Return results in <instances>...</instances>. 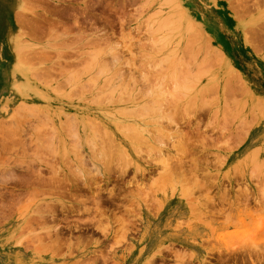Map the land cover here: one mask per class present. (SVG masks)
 <instances>
[{
  "label": "rangeland",
  "instance_id": "1",
  "mask_svg": "<svg viewBox=\"0 0 264 264\" xmlns=\"http://www.w3.org/2000/svg\"><path fill=\"white\" fill-rule=\"evenodd\" d=\"M89 1L0 0V264H264V0Z\"/></svg>",
  "mask_w": 264,
  "mask_h": 264
},
{
  "label": "flooded vegetation",
  "instance_id": "2",
  "mask_svg": "<svg viewBox=\"0 0 264 264\" xmlns=\"http://www.w3.org/2000/svg\"><path fill=\"white\" fill-rule=\"evenodd\" d=\"M88 1V0H85ZM79 5L77 2H71L70 5L65 8L67 9L66 11H68V13H75L73 10L75 6ZM88 8H87V12L86 15H83V17H91V16H95V18H101L103 15L102 10H98L95 8H100L103 6V0H92L88 2ZM70 10V11H69ZM72 10V11H71ZM86 185V186H85ZM105 189L99 188V186L96 185H87V183L84 185H80V187L77 188V191H79V193L75 192V191H69L70 193L75 194H80V195H84L86 197H88L87 199L89 200H95L96 203L101 201V198L99 197L101 195V193H103L102 191ZM91 192V195L88 192ZM94 197V198H93ZM96 197V198H95ZM81 199L84 198H78V200L80 201ZM86 200V198H85ZM79 201H75L74 204L80 206V207H76V206H71L72 208H59L58 211H56V213H54L55 218L58 220L63 221V223H61V226L64 228H69L72 225H75L74 223H68L69 221L72 222V220L76 219V215L80 214L81 209L84 208V206L82 207V203H80ZM116 203V201H114ZM117 204V203H116ZM79 211V212H78ZM86 228V227H84Z\"/></svg>",
  "mask_w": 264,
  "mask_h": 264
},
{
  "label": "bare ground",
  "instance_id": "3",
  "mask_svg": "<svg viewBox=\"0 0 264 264\" xmlns=\"http://www.w3.org/2000/svg\"><path fill=\"white\" fill-rule=\"evenodd\" d=\"M170 1H171V0H170ZM167 2H169V1H167ZM176 5H177V4H176ZM173 6H174V5H173ZM179 7H180V6H179ZM180 9H181V7H180ZM175 11H176V10H175ZM178 11H179V10H178ZM183 11H184V10H183ZM175 13H176V12H175ZM181 15H182V14H181ZM181 15L178 14V16H181ZM18 17H19V16H18ZM21 17H22V16H21ZM180 18H181V17H180ZM55 22H56V21H55ZM188 22H189V21H188ZM52 23H54V22H52ZM58 24H59V22H58ZM160 24H161V23H160ZM32 25H33V24H32ZM51 25H52V24H51ZM53 25H54V24H53ZM193 25H194V24H193ZM55 26H56V24H55ZM60 26H61V24H60ZM189 28H190V27H189ZM54 29H55V27H54ZM54 29L52 28V31H51V30H50V31L53 32ZM56 29H57V28H56ZM54 31H55V30H54ZM196 31H197V30H196ZM51 34H52V33H51ZM52 35H53V34H52ZM208 48L210 49V47H208ZM216 50H217V49H216ZM208 52H209V51H208ZM211 53H212V55H213V53H216V52L213 51V52H211ZM211 53H210V54H211ZM220 53H221V52H220ZM218 54H219V53H218ZM218 54H217V56H218ZM221 54H222V53H221ZM47 55H48V54H47ZM59 55H60V54H59ZM214 55H215V54H214ZM215 57H216V55H215ZM26 58H27V57H26ZM208 58H209V57H208ZM210 58H211V57H210ZM211 59H212V58H211ZM216 59H217V58H216ZM222 59H223V58H222ZM220 60H221V59H220ZM41 61H42V60H41ZM50 69H51V68H50ZM229 70H230V69H229ZM74 74H75V73H74ZM235 75H236V74H235ZM78 76H79V75H78ZM237 76H238V75H237ZM71 77H72V76H71ZM227 77H229V76H227ZM227 77H226V78H227ZM232 77H233V76H232ZM232 77H230V79H231ZM235 78H236V77H235ZM238 78H239V76L236 78L237 81L241 79V78H239V79H238ZM50 79H51V78H50ZM227 79H228V78H227ZM69 80H70V78H69ZM225 80H226V79H225ZM227 82H228V81H227ZM240 82H241V81H240ZM230 83H231V82H230ZM232 83H233V82H232ZM228 84H229V82H228ZM239 84H240V83H239ZM241 85H242V84H241ZM242 86H243V85H242ZM225 87H226V86H225ZM238 88H240V87H238ZM112 89H113V88H112ZM227 89H228V88H227ZM227 89H226V90H227ZM243 89H244V88H243ZM243 89H242V90H243ZM245 89H246V88H245ZM111 91H112V90H111ZM111 91H110V92H111ZM228 91H230V90L228 89ZM232 91H233V90H232ZM112 92H114V91H112ZM112 92H111V93H112ZM229 93H231V91H230ZM233 93H234V92H233ZM113 94H114V93H113ZM259 102H260V101H259ZM23 104H24V103H23ZM25 105H26V104H24V106H25ZM22 106H23V105H22ZM27 106H28V105H27ZM138 106H139V105H138ZM25 107H26V106H25ZM138 108H139V107H138ZM251 108H252V107H251ZM21 109H22V107H21V108H18L17 110L20 112ZM130 111H131V110H130ZM127 112H128V110H127ZM21 113H24V112L22 111ZM21 113H20V115H21ZM130 113H131V112H130ZM130 113H129V114H130ZM132 113H133V112H132ZM134 114H135V113H134ZM127 115H128V114H127ZM72 116H73V115H72ZM129 116H130V115H129ZM132 116H133V115H132ZM72 118H73V117H72ZM88 118H89V117H88ZM65 119H66V118H65ZM67 120H68V119H67ZM94 121H95V120H94ZM63 122H64V121H63ZM34 123H35V122H34ZM45 123H47V122H45ZM69 123H71V122L69 121ZM74 123H76V122H74ZM92 123H93V122H92ZM66 124H68V121H67ZM87 124H88V123H87ZM45 125H46V124H45ZM47 125H48V124H47ZM47 125H46V126H47ZM93 125H94V124H93ZM127 125H128V124H127ZM73 126H74V125H73ZM94 126H95V125H94ZM99 126H101V125H99ZM15 127H17V126H15ZM69 127H71V126H69ZM97 127H98V123H97ZM97 127H96V129H97ZM129 127L131 128V126H129ZM51 128H52V126H51ZM71 128H73V127H71ZM90 128H91V124H90ZM132 128H134V127L132 126ZM84 129H85V128H84ZM91 129H92V128H91ZM94 129H95V128H94ZM98 129H99V128H98ZM160 129H161V128H160ZM133 130H134V129H133ZM135 130H136V129H135ZM147 130H148V129H147ZM71 131H73V130H71ZM91 131H93V130H91ZM94 131H95V130H94ZM98 131H99V130H98ZM122 131H123V130H122ZM148 131H149V130H148ZM95 132H96V131H95ZM103 132H104V131H103ZM125 132H126V131H125ZM128 132H129V131H128ZM130 132H131V131H130ZM135 132H136V131H135ZM138 132H139V131H138ZM159 132H161V131L159 130ZM99 133H100V131H99ZM99 133H98V134H99ZM108 133H110V132H108ZM126 133H127V132H126ZM69 134H70V133H69ZM134 134H135V133H134ZM137 134H138V133H137ZM162 134H163V133H162ZM49 135H50V134H48V136H49ZM95 135H96V134H95ZM122 135H123V134H122ZM100 136H101V135H100ZM100 136H99V137H100ZM103 136H104V135H103ZM125 136H126V135H125ZM129 136H131V135H129ZM129 136H128V137H129ZM160 136H163V135H160ZM160 136H159V137H160ZM49 137H50V136H49ZM73 137H74V136H73ZM96 137H97V136H96ZM107 137H108V136H107ZM126 137H127V136H126ZM139 137H140V136H139ZM159 137H158V138H159ZM187 137H188V136H187ZM12 138H13V137H12ZM108 138H109V137H108ZM131 138H133V137H131ZM95 139H96V138H95ZM99 139H100V138H99ZM101 139H102V138H101ZM110 139H111V138H110ZM138 139H139V138H138ZM154 139H155V138H154ZM154 139H153V140H154ZM159 139H160V138H159ZM107 140H108V139H107ZM146 140H147V139H146ZM8 141H9V140H8ZM17 141H18V140H17ZM49 141H50V140H49ZM85 141H86V140H85ZM102 141H103V140H102ZM130 141H131V140H130ZM133 141H134V140H133ZM90 142H91V140H90ZM141 142H142V141H141ZM40 143H41V142H40ZM52 143H53V142H52ZM103 143H104V142H103ZM105 143H106V142H105ZM160 143H161V142H160ZM162 143H163V142H162ZM41 144H42V143H41ZM145 144H146V143H145ZM9 145H10V144H9ZM23 145H24V144H23ZM42 145H43V144H42ZM52 145H53V144H52ZM73 145H74V144H73ZM88 145H91V144L89 143ZM92 145H93V144H92ZM92 145H91V146H92ZM94 145H95V143H94ZM152 145H153V144H152ZM79 146H80V145H79ZM79 146H78V147H79ZM46 147H47V146H46ZM52 147H53V146H52ZM76 147H77V146H76ZM106 147H107V146H106ZM133 147H134V146H133ZM139 147H140V145H139ZM149 147H150V146H149ZM42 148H43V146H42ZM80 148H81V147H80ZM88 148H89V147H88ZM95 148H96V147H95ZM108 148H109V147H108ZM110 148H111V147H110ZM70 149H71V147H70ZM89 149H90V148H89ZM157 149H158V147H157ZM37 150H38V149H37ZM48 150H49V149H48ZM91 150H92V149H91ZM98 150H99V149H98ZM134 150H135V149H134ZM71 151H72V150H71ZM101 151H102V150H101ZM107 151H108V150L105 151V149H104V151H102V154L98 152L99 155H100L98 158H100L101 156L103 157V155H105V154H104L105 152H106V155L109 154V155L111 156V154H110V151H111V150L108 151L109 153H108ZM35 152H36V151H35ZM75 152H76V151H75ZM49 153H50V152H49ZM51 153H52V152H51ZM80 153H81V152H80ZM139 153H140V152H139ZM75 154H76V153H75ZM75 154H74V155H75ZM92 154H93V152H92ZM94 154H95V152H94ZM96 154H97V153H96ZM37 155H39V153H38ZM79 155H80V154H79ZM106 155H105V157H106ZM162 155H163V154H162ZM54 156H55V155H54ZM158 156H159V155H158ZM34 157H35V156H34ZM93 157L96 158L95 155H94ZM38 158H39V157H38ZM98 158H97V159H98ZM110 158H111V157H110ZM112 158H113V157H112ZM157 158H158V157H157ZM82 160H83V159H82ZM93 160H94V159H93ZM96 161H97V160H96ZM100 161H101V160H100ZM106 161H107V160H106ZM161 161H163V157H162V160H161ZM167 161H168V160H167ZM20 162H21V161H20ZM79 162H80V161H79ZM164 162H165V161H164ZM168 162H169V161H168ZM96 163H97V162H96ZM99 163H100V162H99ZM106 163H108V162H106ZM181 163H182V162H181ZM181 163H180V164H181ZM102 164H103V163H102ZM104 164H105V161H104ZM108 164H109V163H108ZM108 164H107V166H108ZM79 165H80V164H79ZM168 165H169V164H168ZM175 165H176V163H175ZM66 166H67V165H66ZM109 166H110V165H109ZM163 166H164V165H163ZM170 166H171V164H170ZM170 166H169V168H170ZM176 166H178V165H176ZM182 166H183V165H182ZM82 167H83V166H82ZM171 167H172V166H171ZM183 167H184V166H183ZM53 168H54V167H53ZM73 168H74V167H73ZM75 168H76V167H75ZM162 168H163V167H162ZM174 168H175V167H174ZM181 168H182V167H181ZM181 168H180V169H181ZM51 169H52V167H51ZM57 169H58V168H57ZM57 169H56V173H57ZM76 169H77V168H76ZM82 169H83V168H82ZM164 169H165V168H164ZM175 169H176V170L173 172V175H175L174 177H177L176 174L178 175V173H175V172L178 171V170H177L178 168H175ZM182 169H183V168H182ZM70 170H72V169H70ZM70 170H69V171H70ZM162 170H163V169H162ZM165 170L167 171V169H165ZM170 170H171V169H170ZM170 170H169V171H170ZM173 170H174V169L172 168V171H173ZM122 171H123V170H122ZM78 172H79V170H78ZM125 172H126V171H125ZM125 172L123 171V173H125ZM170 172H171V171H170ZM56 173H55V175H56ZM69 173H70V172H69ZM84 173H85V172H84ZM92 173H93V172H92ZM168 173H169V172L167 171V174H168ZM171 173H172V172H171ZM174 173H175V174H174ZM181 173H182V172H181ZM38 174H39V173H38ZM78 174H79V173H78ZM80 174H81V173H80ZM163 174H164V173H163ZM179 174H180V173H179ZM39 175H40V174H39ZM168 175H169V174H168ZM173 175L171 174V176H173ZM57 176H58V173H57ZM57 176H55V177L53 176V178H51V181H50V183L53 184L54 186L56 185V187H57V186L60 184V182H61L60 179L56 178ZM169 176H170V175H169ZM181 176H182V175H181ZM50 177H51V176H50ZM80 177H81V176H80ZM174 177H173V178H174ZM36 178L39 180L38 182H41V181H42L41 178H38V177H36ZM36 178H35V179H36ZM170 179H171V177H170ZM175 179H176V178H175ZM178 179H179V178H178ZM178 179H177V180H178ZM63 181H64V180H63ZM85 184H86V183H85ZM87 185H88V184H87ZM85 186H86V185H85ZM88 186H89V185H88ZM58 187H59V186H58ZM52 188H53V187H52ZM54 188H55V187H54ZM50 189H51V188H50ZM55 189H56V188H55ZM56 190H57V189H56ZM49 191H50V190H49ZM27 196H28V195H27ZM51 196H52V195H51ZM133 197H134V196H133ZM72 198H73V197H72ZM25 199H26V198H25ZM28 199H29V198H28ZM32 199H33V198H32ZM132 201H133V200H132ZM25 202H26V201H25ZM50 202H51V201H50ZM59 202H60V201H59ZM82 202H84V201H82ZM44 203H45V202H44ZM97 203H98V202H97ZM124 204H125V203H124ZM84 206H85V205H84ZM21 207H22V206H21ZM135 207H136V206H135ZM88 208H89V207H88ZM126 208H127V207H126ZM49 209H50V208H49ZM88 211H89V210H88ZM126 211H127V210H126ZM126 211H125V212H126ZM38 212H39V211H38ZM78 212H79V211H78ZM128 212H129V211H128ZM44 213H45V212H44ZM129 213H130V212H129ZM127 215H128V214H127ZM34 218H35V217H34ZM28 219H29V218H28ZM51 220H52V219H51ZM57 227H58V226H57ZM56 232H57V231H56ZM58 241H59V240H58ZM53 242H54V241H53ZM57 243H58V242H57ZM60 243H61V242H60ZM54 244H55V243H54ZM58 244H59V243H58ZM174 257H175V256H174ZM177 257H178V256H177ZM184 262H185V261H184ZM183 264H184V263H183Z\"/></svg>",
  "mask_w": 264,
  "mask_h": 264
}]
</instances>
